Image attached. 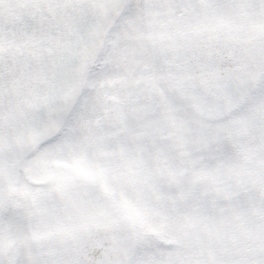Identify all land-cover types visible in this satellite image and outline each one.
I'll list each match as a JSON object with an SVG mask.
<instances>
[{"label": "snow or ice", "instance_id": "obj_1", "mask_svg": "<svg viewBox=\"0 0 264 264\" xmlns=\"http://www.w3.org/2000/svg\"><path fill=\"white\" fill-rule=\"evenodd\" d=\"M0 264H264V0H0Z\"/></svg>", "mask_w": 264, "mask_h": 264}]
</instances>
